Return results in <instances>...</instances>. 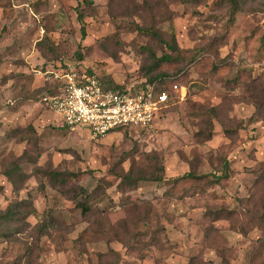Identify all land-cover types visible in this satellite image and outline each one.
Here are the masks:
<instances>
[{
    "label": "rangeland",
    "instance_id": "obj_1",
    "mask_svg": "<svg viewBox=\"0 0 264 264\" xmlns=\"http://www.w3.org/2000/svg\"><path fill=\"white\" fill-rule=\"evenodd\" d=\"M245 1L229 26L223 0H94L92 10L82 0H0V211L29 200L40 216L19 208L0 264H264V1ZM44 37L53 52L43 57ZM172 38L178 55L162 44ZM145 47L170 54L160 71L186 86L152 129L93 141L85 128H61L41 101L49 86L58 93L50 73L67 65L137 82ZM153 156L164 182L119 192L121 174L156 173ZM224 160L230 177L212 184ZM190 171L208 179L173 186ZM49 173L77 176L61 186ZM100 182L105 195L83 217L78 188L90 194ZM144 203L151 216L137 223ZM49 214L59 227L39 235Z\"/></svg>",
    "mask_w": 264,
    "mask_h": 264
},
{
    "label": "trees",
    "instance_id": "obj_2",
    "mask_svg": "<svg viewBox=\"0 0 264 264\" xmlns=\"http://www.w3.org/2000/svg\"><path fill=\"white\" fill-rule=\"evenodd\" d=\"M264 1V0H262ZM84 6L88 10H92L94 6V0H82ZM223 3H226L228 5V25H232L233 21L235 20L236 16L241 12L242 8L244 5H246V1L243 2V0H223ZM77 21L81 26V37L82 39L85 38V24L83 20L82 13L78 12L77 16ZM135 31L137 32L138 35L143 36V37H151L158 39L157 34L154 32V30H151L150 27H139L135 26ZM44 40L38 42L35 46L36 51L41 53L43 57L45 56L43 50L48 49L50 53L53 52L52 46L49 45V43L46 40V37L43 38ZM47 42V43H46ZM47 44V45H46ZM166 49L170 53H173L175 55H178V48L176 46V42L174 38L171 39L170 43H162ZM48 46V47H47ZM141 52H147V59L144 58L143 63L140 65L138 72L140 74V79L137 80V82H123L121 84H114L111 80H107V78H98V81L102 88L104 90H111L114 92H121L126 90L127 87L132 86L135 89L138 88H145L147 85H153L158 92H164L168 95V102L166 108L161 109L159 112L160 114H163L166 112L170 105L173 102L178 101V93H176L173 90V86H180V87H185L184 83L181 81V74L177 73L174 75H168L165 73H162L160 69L162 68L163 65H168L171 62L174 61V58L170 56V54H165L161 57H157L154 53L151 52V49L149 48H142ZM76 59L77 61L82 60V56L80 54H76ZM68 67L64 66L62 69H66ZM87 71V70H86ZM88 72V71H87ZM90 73V72H88ZM91 74V73H90ZM132 83V84H131ZM130 84V85H129ZM52 87L49 86L45 94L48 95H54L55 90ZM44 95V94H43ZM42 99V98H41ZM148 131V129L141 128V127H130V126H123L119 127L114 130L115 133H119L122 135L126 134H133V133H142ZM153 160V163L155 164V170L156 173L147 175L146 172L144 171H137V174H133L131 171H128L125 174H121L119 177V184L117 185V188L119 192L121 193H126V191H132L135 190L136 187L140 182H145V181H150L153 183H162L164 182L163 175H164V168L162 166V161H159L156 157H149V160ZM227 160H224L223 167L218 172L220 176H213V183L212 184H218L220 181L227 180L230 177V168L228 166ZM152 169V170H153ZM158 173V174H157ZM4 177L7 179V181H10L11 174L10 173H4ZM50 176H53L55 178L61 177L63 178L61 180V186L66 185L70 179L75 178L77 175L75 174H58V173H49ZM209 176V175H208ZM207 175H199L196 174L194 171H190V173L183 175L180 178H177L173 180V186H177L180 182H198L202 180H207L208 179ZM23 179V177H21ZM103 184V185H102ZM109 183L106 182H100L98 186L90 193L85 195V191L82 190L81 187H79V195L84 194L83 198L81 201L77 204L78 208L80 209V213L83 217H87L90 213L91 210L88 206V203L91 199H96L99 195L96 194L99 192V194H104L105 195V189ZM2 191V187L0 186V192ZM24 207L25 209H30L28 212H26V217L29 216H34L35 218H40V216L37 215L35 210L33 209L31 202L29 200H22L19 201L15 204H11L7 206V208L3 211H0V237L5 238L6 240H9L11 238V230L12 227L16 224L21 223V214L19 211V208ZM151 206L147 203H144L143 206L141 204H137V223L138 222H146L148 218L151 216ZM141 210V212L139 211ZM222 212V211H220ZM213 215L215 217L218 216V212H214ZM20 217V218H19ZM47 218L43 219L41 222L40 226H38V234L39 235H48L49 232L52 230H56L59 227V222L55 220L52 215L46 216ZM218 219V218H217ZM158 221V217L156 219ZM144 235L143 232H137V240L139 242V237Z\"/></svg>",
    "mask_w": 264,
    "mask_h": 264
},
{
    "label": "built area",
    "instance_id": "obj_3",
    "mask_svg": "<svg viewBox=\"0 0 264 264\" xmlns=\"http://www.w3.org/2000/svg\"><path fill=\"white\" fill-rule=\"evenodd\" d=\"M50 74L58 93L44 95L41 101L60 117L64 128H85L93 141L102 140L123 126L150 130L161 109L167 106L168 95L153 85L138 89L129 86L114 92L104 90L97 77L86 69L68 66ZM173 90L178 93V100L186 96L185 87L173 86Z\"/></svg>",
    "mask_w": 264,
    "mask_h": 264
},
{
    "label": "crops",
    "instance_id": "obj_4",
    "mask_svg": "<svg viewBox=\"0 0 264 264\" xmlns=\"http://www.w3.org/2000/svg\"><path fill=\"white\" fill-rule=\"evenodd\" d=\"M186 97V96H185ZM185 97H184V99H185ZM183 99V100H184ZM183 100H179V101H183ZM58 116V115H57ZM59 117V116H58ZM60 118V117H59ZM158 118V117H157ZM61 128H64L63 126H62V124H61ZM90 138V137H89Z\"/></svg>",
    "mask_w": 264,
    "mask_h": 264
}]
</instances>
